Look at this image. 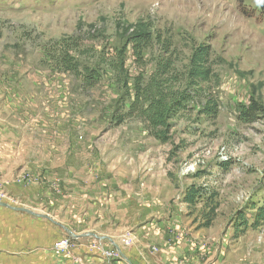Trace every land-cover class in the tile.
<instances>
[{
	"label": "rangeland",
	"instance_id": "374dc122",
	"mask_svg": "<svg viewBox=\"0 0 264 264\" xmlns=\"http://www.w3.org/2000/svg\"><path fill=\"white\" fill-rule=\"evenodd\" d=\"M261 1L0 0V201L112 236L123 252L143 240L173 249L174 264H264V225L252 227L264 199ZM140 33L153 37L142 59L130 43ZM201 44L215 77L187 88L193 98L163 142L131 112L135 81L146 85L169 58L184 89ZM65 53L82 75L63 66ZM192 186L195 205L184 201ZM19 215L51 246L71 237L4 207L2 227Z\"/></svg>",
	"mask_w": 264,
	"mask_h": 264
},
{
	"label": "trees",
	"instance_id": "16d2710c",
	"mask_svg": "<svg viewBox=\"0 0 264 264\" xmlns=\"http://www.w3.org/2000/svg\"><path fill=\"white\" fill-rule=\"evenodd\" d=\"M237 1L240 4L245 2V0ZM260 8L264 14V0L261 1ZM152 40L153 37L149 33H140L130 39L134 52L140 59L143 57V51L152 43ZM165 49L168 52V46ZM61 58L63 66L67 70L82 75L79 65L74 62V58L69 53H65ZM84 70L86 71L87 69ZM84 77L88 78L87 76ZM214 77L211 48L207 44H201L194 49L185 75L186 85L182 90L173 87L172 82L178 78L172 74V61L167 58L164 63L158 65L153 77L146 85H143L142 79H136L131 112L137 113L146 122L147 129L152 135L163 142H167V134L171 127L170 119L177 110L186 108L185 104L193 98L187 88H196L198 90L201 84L209 83ZM249 109L253 110L252 115L260 112V109L255 106H251ZM206 112H217V105L214 103L207 106ZM242 114L245 119H249L252 116L250 110L243 111ZM200 194L201 190L192 186L186 193L184 201L189 205H195ZM212 209L214 211L215 207H212ZM212 220L213 218L208 217L205 226L210 225ZM261 225H264V199L263 204L257 208L252 227L255 228Z\"/></svg>",
	"mask_w": 264,
	"mask_h": 264
},
{
	"label": "crops",
	"instance_id": "0c3cea01",
	"mask_svg": "<svg viewBox=\"0 0 264 264\" xmlns=\"http://www.w3.org/2000/svg\"><path fill=\"white\" fill-rule=\"evenodd\" d=\"M19 217L15 218L19 227H8L10 220L4 221L3 227L0 223V264H129L126 260L107 258L103 252L110 250V247L95 238L91 241L89 236L70 237L69 251L63 256L56 255L54 245L51 246L48 238L32 226L33 222L38 221L28 223ZM74 233L79 234L77 231ZM139 242V245L124 252L133 264H174L177 256L173 249L165 245L162 247L164 249L154 251L143 240Z\"/></svg>",
	"mask_w": 264,
	"mask_h": 264
},
{
	"label": "water",
	"instance_id": "95a60500",
	"mask_svg": "<svg viewBox=\"0 0 264 264\" xmlns=\"http://www.w3.org/2000/svg\"><path fill=\"white\" fill-rule=\"evenodd\" d=\"M0 207H4V208H8V209H11L15 212H23V213H26V214H29L33 217H37V218H46L48 220H50L52 223L56 224V225H59L61 227H63L71 237L73 238H79V237H86V236H89V237H94L96 239H99V240H109L111 243H113L118 251V253L120 254V256L125 259L129 264H133L130 259L127 257V255L123 252V250L121 249V247L109 236H99L95 233H92V232H87V233H84V234H75L72 230L64 227L62 224L56 222L53 218L47 216V215H44V214H40V213H36L35 211L31 210V209H28V208H25V207H20V206H14V205H10L8 203H5V202H1L0 201Z\"/></svg>",
	"mask_w": 264,
	"mask_h": 264
},
{
	"label": "built area",
	"instance_id": "2783aa9c",
	"mask_svg": "<svg viewBox=\"0 0 264 264\" xmlns=\"http://www.w3.org/2000/svg\"><path fill=\"white\" fill-rule=\"evenodd\" d=\"M71 245V239L69 237H65V239L58 241L54 247L59 251V252H65L67 253L70 249ZM104 255L107 258L113 259V257H120V254L117 253L116 251H106L104 252ZM116 259V258H115Z\"/></svg>",
	"mask_w": 264,
	"mask_h": 264
},
{
	"label": "bare ground",
	"instance_id": "6f19581e",
	"mask_svg": "<svg viewBox=\"0 0 264 264\" xmlns=\"http://www.w3.org/2000/svg\"><path fill=\"white\" fill-rule=\"evenodd\" d=\"M213 6H214V5H213ZM221 16H222V15H221ZM244 28H245V27H244ZM242 30H243V29H242ZM249 32H250V28H249ZM245 33H246V32H245ZM247 33H248V31H247ZM252 34H253V32H252ZM252 34H251V35H252ZM245 35H246V34H245ZM253 35H254V34H253Z\"/></svg>",
	"mask_w": 264,
	"mask_h": 264
}]
</instances>
